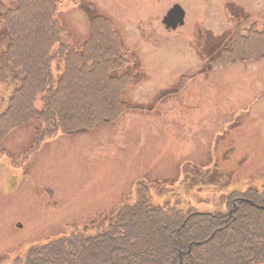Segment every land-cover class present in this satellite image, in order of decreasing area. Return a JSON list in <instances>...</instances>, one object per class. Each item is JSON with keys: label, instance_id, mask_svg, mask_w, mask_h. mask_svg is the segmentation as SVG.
Instances as JSON below:
<instances>
[{"label": "rangeland", "instance_id": "374dc122", "mask_svg": "<svg viewBox=\"0 0 264 264\" xmlns=\"http://www.w3.org/2000/svg\"><path fill=\"white\" fill-rule=\"evenodd\" d=\"M176 3L185 23L167 29ZM95 16L109 17L134 55L115 72L134 76L123 95L134 108L88 132L56 135L25 164L42 121L0 144L17 158L0 157V264L65 235L94 236L93 222L134 204L140 183L150 206L179 199L184 213L225 212L231 192L264 183V58L210 66L244 17L264 31V0H64L57 20L77 51ZM8 40L0 17V115L19 87ZM52 65L58 79L64 64Z\"/></svg>", "mask_w": 264, "mask_h": 264}, {"label": "trees", "instance_id": "16d2710c", "mask_svg": "<svg viewBox=\"0 0 264 264\" xmlns=\"http://www.w3.org/2000/svg\"><path fill=\"white\" fill-rule=\"evenodd\" d=\"M64 0H10L0 3L9 42L6 61L19 75V87L0 115V144L17 128L42 121L27 163L58 134L74 136L116 122L134 106L124 100L134 76L115 72L134 55L115 23L92 19L91 35L80 51L71 44L58 18ZM264 58V31L249 17L240 20L211 70ZM64 64L57 79L53 62ZM185 81V80H182ZM17 159L7 150L0 157ZM139 198L108 218L93 222L94 236L70 234L30 249L13 264H264V183L260 189L233 191L225 212L184 213L175 200L165 208L149 205V187L139 184ZM237 202V203H235Z\"/></svg>", "mask_w": 264, "mask_h": 264}, {"label": "water", "instance_id": "95a60500", "mask_svg": "<svg viewBox=\"0 0 264 264\" xmlns=\"http://www.w3.org/2000/svg\"><path fill=\"white\" fill-rule=\"evenodd\" d=\"M186 12L180 4H175L166 14L163 19V23L166 25V28L177 29L178 26H181L185 23ZM264 209V207H261Z\"/></svg>", "mask_w": 264, "mask_h": 264}]
</instances>
